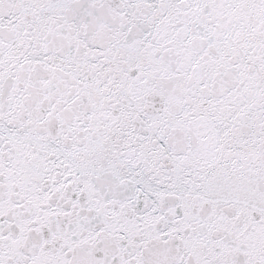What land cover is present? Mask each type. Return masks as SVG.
<instances>
[{
  "label": "water",
  "instance_id": "95a60500",
  "mask_svg": "<svg viewBox=\"0 0 264 264\" xmlns=\"http://www.w3.org/2000/svg\"><path fill=\"white\" fill-rule=\"evenodd\" d=\"M0 264H264V0H0Z\"/></svg>",
  "mask_w": 264,
  "mask_h": 264
}]
</instances>
